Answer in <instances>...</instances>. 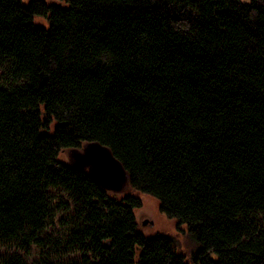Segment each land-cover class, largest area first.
<instances>
[{
    "label": "trees",
    "instance_id": "trees-1",
    "mask_svg": "<svg viewBox=\"0 0 264 264\" xmlns=\"http://www.w3.org/2000/svg\"><path fill=\"white\" fill-rule=\"evenodd\" d=\"M62 1L0 0V248L36 247V264H264V0ZM90 141L134 193L60 160ZM139 193L192 252L140 232Z\"/></svg>",
    "mask_w": 264,
    "mask_h": 264
},
{
    "label": "rangeland",
    "instance_id": "rangeland-1",
    "mask_svg": "<svg viewBox=\"0 0 264 264\" xmlns=\"http://www.w3.org/2000/svg\"><path fill=\"white\" fill-rule=\"evenodd\" d=\"M43 1L50 5L57 4L66 6V2L62 0ZM242 1L248 3L251 0ZM22 2L25 7H28L31 3V0H22ZM36 22L38 25H45L46 27H49V22L45 18L38 17ZM11 85L12 80L9 65L0 64V86L10 88ZM60 160L67 162L68 160L66 154L62 153ZM126 192L134 193L131 188H128ZM138 197L142 201V206L137 210L136 215L139 223V230L146 238H154L157 235L174 236L180 251L187 253L194 250L195 245L188 237L186 228L182 227L183 231H179L177 229V221L168 219L166 214L160 211L159 202L155 198L141 193L138 194ZM16 251L24 255L30 264H36L40 261L39 250L36 247H33L32 253L30 255H26L24 251L17 250L16 248L12 251L5 248H0V254L3 255H11ZM212 257L217 258V255L213 253Z\"/></svg>",
    "mask_w": 264,
    "mask_h": 264
},
{
    "label": "water",
    "instance_id": "water-1",
    "mask_svg": "<svg viewBox=\"0 0 264 264\" xmlns=\"http://www.w3.org/2000/svg\"><path fill=\"white\" fill-rule=\"evenodd\" d=\"M70 166L87 172L103 190L120 195L130 186V176L112 150L98 141L65 151Z\"/></svg>",
    "mask_w": 264,
    "mask_h": 264
}]
</instances>
